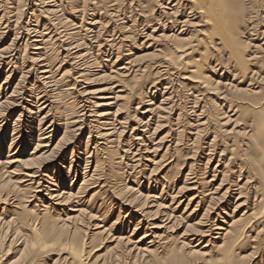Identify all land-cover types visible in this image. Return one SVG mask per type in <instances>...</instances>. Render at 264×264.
Returning a JSON list of instances; mask_svg holds the SVG:
<instances>
[{
    "label": "bare ground",
    "instance_id": "bare-ground-1",
    "mask_svg": "<svg viewBox=\"0 0 264 264\" xmlns=\"http://www.w3.org/2000/svg\"><path fill=\"white\" fill-rule=\"evenodd\" d=\"M0 74V264H264V0H0Z\"/></svg>",
    "mask_w": 264,
    "mask_h": 264
},
{
    "label": "rangeland",
    "instance_id": "rangeland-1",
    "mask_svg": "<svg viewBox=\"0 0 264 264\" xmlns=\"http://www.w3.org/2000/svg\"><path fill=\"white\" fill-rule=\"evenodd\" d=\"M12 37V34H10L7 38H5L4 40H5V42H9V38H11ZM4 42V43H5ZM186 73H187V70H184ZM185 72H182V73H185ZM3 76L4 75H1L0 74V78H3ZM231 79V78H230ZM87 133H88V130L87 129H85L84 130V133L82 134V141L85 139V137L87 136ZM58 137H60V134L58 135ZM81 137V136H80ZM210 140H211V138H209ZM79 143V140L76 142V145ZM162 154V153H161ZM113 159V158H112ZM217 164V157L216 158H214V160H212V162L210 163V166H211V169L212 168H214L215 167V165ZM66 167L68 166V164L66 163V165H65ZM80 177L78 176V178L77 179H79ZM142 182H144V180L142 181ZM80 182H79V180L76 182V184H74V187L76 186L77 187V185L79 184ZM122 210H124V209H122ZM117 211H118V209H115V214H114V216H112L113 217V220L115 219V215L117 214ZM136 217H139V215H135ZM140 219V218H139ZM131 222H133L132 220L130 221V224H131ZM145 224L146 223H144L143 221H142V224H141V227H142V230H143V228L145 227ZM130 229H132V228H130ZM142 230H139V232H140V234H141V232H142ZM139 234V233H138ZM99 244V241H94L92 244H91V246L90 247H94V246H97ZM108 245V242H104L101 246H99V247H96V248H94L93 250H91L89 253H86L85 254V260H84V255H83V260L84 261H86V260H88L89 258H94V257H96L97 255H100V254H102L103 252H104V250H103V248L105 247V246H107ZM89 249H87V251H88ZM48 259H56V256H50V258H48ZM91 261H92V259H91ZM2 263H4V261L2 262Z\"/></svg>",
    "mask_w": 264,
    "mask_h": 264
},
{
    "label": "clouds",
    "instance_id": "clouds-1",
    "mask_svg": "<svg viewBox=\"0 0 264 264\" xmlns=\"http://www.w3.org/2000/svg\"><path fill=\"white\" fill-rule=\"evenodd\" d=\"M236 6L239 7L241 0H235ZM262 132H264V114L261 116V124L260 127L253 133L251 139L254 142V145L256 146L258 152L260 153L258 157V161L261 163H264V135H262ZM244 159L249 162L250 165L255 166L257 163V160H253L248 156H245Z\"/></svg>",
    "mask_w": 264,
    "mask_h": 264
},
{
    "label": "snow or ice",
    "instance_id": "snow-or-ice-1",
    "mask_svg": "<svg viewBox=\"0 0 264 264\" xmlns=\"http://www.w3.org/2000/svg\"><path fill=\"white\" fill-rule=\"evenodd\" d=\"M224 0H213V5L219 6L222 5ZM262 135H264V132H262Z\"/></svg>",
    "mask_w": 264,
    "mask_h": 264
}]
</instances>
